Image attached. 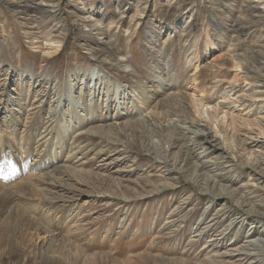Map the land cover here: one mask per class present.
<instances>
[{
  "label": "rangeland",
  "instance_id": "obj_1",
  "mask_svg": "<svg viewBox=\"0 0 264 264\" xmlns=\"http://www.w3.org/2000/svg\"><path fill=\"white\" fill-rule=\"evenodd\" d=\"M247 1L0 0V264H264Z\"/></svg>",
  "mask_w": 264,
  "mask_h": 264
},
{
  "label": "bare ground",
  "instance_id": "obj_2",
  "mask_svg": "<svg viewBox=\"0 0 264 264\" xmlns=\"http://www.w3.org/2000/svg\"><path fill=\"white\" fill-rule=\"evenodd\" d=\"M53 1V0H52ZM52 1H50V0H46V3H49V4H54V5H52V7L54 6V7H56V5L58 4L57 2H52ZM247 2H250L249 0L247 1ZM247 2H245V3H247ZM252 2V1H251ZM45 3V2H44ZM254 3V2H253ZM251 4V3H250ZM248 5V4H247ZM249 10L251 11V10H253V11H255L256 13H257V15H255V18H258L257 19V22L260 24V25H264V16H261V12H259L258 10V6L257 5H253V6H250L249 7ZM240 20V19H239ZM244 20L246 21V19L244 18ZM248 22H249V20H247ZM250 23V22H249ZM252 23V22H251ZM255 23V22H254ZM246 24H248V23H246ZM254 26V25H253ZM42 27V26H41ZM92 27V26H91ZM90 29V28H89ZM100 31V30H99ZM98 31V32H99ZM101 32V31H100ZM104 45V44H103ZM108 45V44H107ZM106 46V45H105ZM104 47V46H103ZM103 51H105V50H103ZM110 51V50H109ZM262 57V56H261ZM264 60V59H263ZM260 61V60H259ZM264 62V61H263ZM250 64V63H249ZM259 64V63H258ZM257 64V65H258ZM260 66H263V68H264V63L263 64H261ZM259 66V67H260ZM239 67V66H238ZM244 67V66H243ZM242 68V67H241ZM256 69L257 70H259L260 71V68L258 69L257 67H256ZM243 70V69H242ZM241 70V71H242ZM245 70V71H244ZM244 70H243V76L244 77H246V78H250L249 77V70H247V68H245L244 67ZM254 72V71H253ZM257 74H261V73H258L257 72ZM238 75V74H237ZM251 76V75H250ZM255 76V75H254ZM256 77H259V76H256ZM263 77V76H262ZM261 80V79H260ZM262 81V83L261 84H263L262 86H264V80H261ZM260 81V82H261ZM259 82V81H258ZM261 86V85H260ZM194 105V104H193ZM198 106V105H197ZM204 107V106H203ZM210 110H213L212 108H209ZM211 115V114H210ZM200 116L203 118V123H206L205 122V120H208L210 117H209V114H208V110L207 109H204L203 111H202V113H200ZM209 117V118H208ZM228 117V115L227 114H222L221 115V120L222 121H225L226 120V118ZM241 118V117H240ZM179 119V118H178ZM231 121L233 120V118L232 117H230L229 118ZM216 121V120H215ZM228 121V120H227ZM226 121V122H227ZM192 122V121H191ZM225 122V123H226ZM200 123H202V121H198V122H192L191 124H193V125H195V124H197L198 126H195L196 128H201L200 130H198V131H200L199 133H197V135L196 134H194V135H196V136H204V134L202 133V132H204V131H206L207 130V124H205V125H202V124H200ZM224 123V122H223ZM192 125V126H193ZM202 125V126H201ZM176 127V126H175ZM174 129V128H173ZM209 130V129H208ZM195 133V132H194ZM261 137L263 138V141H264V132H262V129H261ZM77 136V135H76ZM219 137V136H218ZM257 137V136H256ZM255 137V138H256ZM252 140V139H251ZM56 149V148H55ZM4 158V157H3ZM1 169V168H0ZM32 171V170H31ZM18 176V175H17ZM55 179V178H54ZM31 180V179H30ZM24 181V180H23ZM34 186V185H33ZM9 187V186H8ZM37 188V187H36ZM4 189V188H3ZM46 190V189H45ZM38 194V193H37ZM43 194V193H42ZM46 196V195H45ZM37 198V197H36ZM0 201H2V202H4V204L6 205V210L8 211V210H15V209H12L13 208V206H14V204L16 203V198L13 196V192H10V191H5V190H0ZM47 202V201H46ZM36 206V205H35ZM38 206V205H37ZM27 208V207H26ZM43 208V207H42ZM41 208V209H42ZM45 211V209L43 210V212ZM2 212V211H1ZM43 212H42V214H43ZM32 213V212H31ZM39 218V217H38ZM49 218V217H48ZM47 218V219H48ZM171 223V222H170ZM213 225V224H212ZM38 226H39V224H38ZM167 226V225H166ZM209 226V225H208ZM43 227V226H42ZM45 227V226H44ZM34 228V227H33ZM37 234H40V233H42V234H44V237L42 238V241L44 240V239H47L46 240V242H44V245H46L47 244V242L49 243V242H51V241H57V237H58V235L56 234V233H54V231H51V228H50V230H49V228H43V229H41V228H38L37 229ZM41 234V235H42ZM58 238H60V237H58ZM38 239V238H37ZM212 239V238H211ZM61 241V240H60ZM67 241V240H66ZM56 243V242H55ZM248 243V242H247ZM250 244V243H249ZM47 245H50V244H47ZM46 245V246H47ZM55 245V244H54ZM248 245V244H247ZM255 246H256V244H255ZM54 247H56V246H54ZM53 247V248H54ZM245 247H247V246H245ZM249 248H252V247H249ZM256 248V247H255ZM260 248V247H259ZM264 248V247H263ZM57 250V249H56ZM243 250H245V249H243ZM247 250H248V248H247ZM252 250H254V249H252ZM251 250V251H252ZM46 251H49V250H46ZM53 251V250H52ZM233 251V250H232ZM241 251V250H240ZM242 252H245V251H242ZM256 252V251H255ZM238 253V252H237ZM253 254H254V251L252 252ZM56 254V253H55ZM33 255V254H32ZM226 255V254H225ZM224 255V256H225ZM256 255V254H255ZM53 257H55V256H53ZM56 258V257H55ZM248 258V257H247ZM53 259V258H52ZM51 261V260H50ZM55 262V261H54ZM53 262V263H54ZM56 263V262H55Z\"/></svg>",
  "mask_w": 264,
  "mask_h": 264
}]
</instances>
